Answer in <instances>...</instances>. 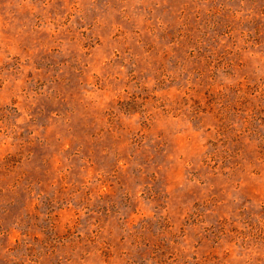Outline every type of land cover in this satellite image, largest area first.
I'll return each instance as SVG.
<instances>
[{"label": "rangeland", "instance_id": "obj_1", "mask_svg": "<svg viewBox=\"0 0 264 264\" xmlns=\"http://www.w3.org/2000/svg\"><path fill=\"white\" fill-rule=\"evenodd\" d=\"M0 264H264V0H0Z\"/></svg>", "mask_w": 264, "mask_h": 264}]
</instances>
